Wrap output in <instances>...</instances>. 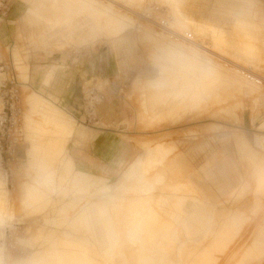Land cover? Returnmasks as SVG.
Masks as SVG:
<instances>
[{
	"label": "rangeland",
	"instance_id": "1",
	"mask_svg": "<svg viewBox=\"0 0 264 264\" xmlns=\"http://www.w3.org/2000/svg\"><path fill=\"white\" fill-rule=\"evenodd\" d=\"M24 15L47 45L30 44ZM46 49L75 66L98 50L117 63L124 130L141 153L115 177L76 170L74 150L98 133L33 87L31 57ZM126 59L138 65L122 71ZM2 64L22 84L23 114L15 161L0 159V264H264V0H8ZM91 87L105 96L108 81L84 82L82 95ZM214 154L240 185L209 164ZM202 175L233 191L215 201Z\"/></svg>",
	"mask_w": 264,
	"mask_h": 264
},
{
	"label": "crops",
	"instance_id": "2",
	"mask_svg": "<svg viewBox=\"0 0 264 264\" xmlns=\"http://www.w3.org/2000/svg\"><path fill=\"white\" fill-rule=\"evenodd\" d=\"M24 17L25 15L22 19L24 35L29 39L30 44L39 45L42 43L47 45L45 42L37 41L33 34L25 29L27 21ZM46 50L47 52H38L31 57L33 87L38 90L43 89L47 94L58 99L64 110L77 121L84 119L86 124L83 111L84 95H82L84 82L94 78L108 81L105 100L96 107L97 122L88 125L91 127L89 130L98 133V136L92 144H87L88 146L85 144L83 147L76 148L73 157L75 158L76 170L81 173L101 178L115 177L141 153L139 145L128 140L131 136L124 130L125 122L130 120V112L125 107L120 95L121 84L118 80L120 72L117 63L109 52H99L98 50L93 57H82L75 66L72 56ZM19 53L21 54L20 51L16 53L17 58H19ZM136 62L137 60L133 62H129L128 59L123 60L121 63L122 71L133 69L138 65ZM21 70L24 78L29 79V66L25 65L21 67ZM27 84V82L24 83V85ZM134 137L136 136L134 135ZM217 154H214L209 164L213 162L214 168L220 169V162H224L227 171L225 180L240 185L243 182L241 180L243 177L239 169L225 159L218 161L216 159ZM197 182L203 189L205 188L206 194L217 193L215 201L233 191L228 190L223 194H218L217 189L212 187L206 175H202Z\"/></svg>",
	"mask_w": 264,
	"mask_h": 264
},
{
	"label": "built area",
	"instance_id": "3",
	"mask_svg": "<svg viewBox=\"0 0 264 264\" xmlns=\"http://www.w3.org/2000/svg\"><path fill=\"white\" fill-rule=\"evenodd\" d=\"M8 0H0V7L5 6ZM9 9L5 11L8 13ZM163 29H168L167 23L161 24ZM187 40L192 37L186 36ZM10 65H0V75H5L0 81V159L14 162L17 146L22 138L23 98L22 84L17 77L11 76ZM9 75V76H8ZM105 96L96 88H89L84 95V115L86 124L97 122L96 107L103 103Z\"/></svg>",
	"mask_w": 264,
	"mask_h": 264
},
{
	"label": "bare ground",
	"instance_id": "4",
	"mask_svg": "<svg viewBox=\"0 0 264 264\" xmlns=\"http://www.w3.org/2000/svg\"><path fill=\"white\" fill-rule=\"evenodd\" d=\"M76 1H78V0H76ZM180 10H181V9H180ZM186 12H187V11H186ZM177 13H178V12H177ZM179 13H180V11H179ZM193 13H194V12H193ZM28 14H29V15H30V14L32 15L33 12L30 10ZM191 14H192V13H191ZM209 16H210V15H209ZM208 18H209V17H208ZM210 20H211V19H209V21H210ZM190 21H191V20H190ZM190 21H189V22H190ZM219 21H220V20H219ZM222 22H223V21H222ZM163 23H165V22H163ZM257 27H258V25H257ZM255 30H256V29H255ZM200 31H201V27H200ZM204 31H205V29H204ZM204 31H203V32H204ZM245 32H247V31H245ZM251 34H252V33H251ZM189 35L192 37V40H187L186 36H189ZM249 36H250V35H249ZM251 37H252V36H251ZM254 37H255V36H254ZM258 37H259V36H258ZM182 39H183V41L187 42L188 44H194V40H195L192 34L184 35V36L182 37ZM252 39H253V38H252ZM250 40H251V38H250ZM257 40H258V39L255 40V41H256V44H259V43H257ZM245 41H246V40H245ZM253 42H254V41H253ZM259 42H260V41H259ZM254 45H255V44L252 45L251 43H250V44H247L246 54H248V55H250V56H252V57L256 56V55L259 53V52H258V51H259V48H258L259 45H258V47H257V46H254ZM226 46H227V45H226ZM129 47H130V46H129ZM240 48H242V46H241ZM260 49H261V48H260ZM257 52H258V53H257ZM230 53H231V52H230ZM243 53H244V52H243ZM249 69L251 70L252 68H251V67H248V68H247V70L250 72ZM247 75H248V74H247ZM196 104L198 105V103H196ZM197 105H196V106H197ZM193 107H195V106H193ZM193 109H194V108H193ZM213 117H214V116H213ZM203 144H204V143H203ZM184 145H185V144H184ZM206 145H207V144H206ZM185 146H186V145H185ZM180 147H181V146H180ZM186 147H187V146H186ZM186 147H185V148H186ZM190 147H191V146H190ZM194 147H195V145H194ZM206 147H207V146H206ZM146 148H147V147H146ZM208 149H209V148H208ZM188 150H191V149L188 148ZM192 150H193V149H192ZM198 151H199V149H198ZM202 152H203V151H202ZM210 155H211V154H210ZM176 158H177V157H176ZM178 159H179V158H178ZM192 159H193V158H192ZM259 160H260V159H259ZM263 160H264V159H263ZM169 162H170V161H169ZM192 162H193V161H192ZM192 162H191V163H192ZM176 163H177V162H176ZM176 163H175V164H176ZM263 163H264V161L262 162V164H263ZM168 164H169V166H168ZM168 164H167V166H165V167H171V168H173V167L170 165V163H168ZM171 164H172V163H171ZM256 164H257V163H256ZM190 165H191V164H190ZM260 166H261V165H260ZM260 166H259V167H260ZM262 166H263V165H262ZM262 166H261V167H262ZM263 167H264V166H263ZM263 167H262V168H263ZM178 168H179V167H178ZM262 168H261V169H262ZM161 169H162V170H161ZM161 169H159V170H161V172L163 171L162 173H164V170H165L166 168L164 169V168L162 167ZM173 169H174V168H173ZM179 169H181V168H179ZM193 169H194V168H193ZM250 169H251V168H250ZM159 170H158V171H159ZM168 170H170V169H168ZM168 170H167V172H168ZM254 170H255V169H254ZM263 170H264V168H263ZM263 170H262V174H260V179L264 182V171H263ZM183 171H184V170H183ZM183 171H180V172H182V174H183ZM165 172H166V170H165ZM169 172H173V171H169ZM177 172H179V171H177ZM177 172H175V173L177 174ZM252 172H253V170H252ZM155 173H156V172H155ZM159 173H160V172H159ZM159 173H158V175H159ZM175 173H174V175H175ZM246 173H247V172H246ZM156 174H157V173H156ZM165 174H166V173H165ZM165 174H163V175H165ZM182 174H181V175H182ZM244 174H245V172H244ZM256 174H257V173H256ZM258 174H259V172H258ZM166 175H168V177L170 176L169 173H167ZM166 175H165V176H166ZM250 175H251V174H250ZM160 176H161V175H160ZM257 176H258V175H257ZM176 177H177V176H175V178H176ZM255 177H256V176H255ZM256 178H257V177H256ZM176 179H177V178H176ZM178 179H180V177H179ZM181 179H182V178H181ZM152 180H153V179H152ZM168 180H169V179H168ZM174 180H175V179H174ZM249 182H250V181H249ZM132 186H133V184H132ZM130 187H131V186H130ZM172 187H173V186H172ZM235 187H236V186H235ZM107 195H108V194H107ZM136 196H137V195H136ZM138 196H139V195H138ZM141 197H142V196H141ZM143 197H144V196H143ZM148 197H149V196H148ZM158 197H159V196H158ZM108 198H109V197H108ZM139 198H140V196H139ZM139 198H138V199H139ZM144 198H145V197H144ZM144 198H143V199H144ZM155 198H156V197H155ZM133 199H134V198H133ZM136 199H137V198L135 197L134 201H135ZM143 199H142V200H143ZM139 200H141V198H140ZM145 200H147V199H144L142 202H141V201H140V202L137 201V202H139L140 204L143 203L142 205H140V207H143V206L147 205V204H146L147 201H145ZM44 201H45V200H44ZM47 201H48V200H47ZM132 202H133V201H132ZM135 202H136V201H135ZM148 202H150V201H148ZM148 202H147V203H148ZM154 202H156V201H154ZM70 203H71V202H70ZM144 203H145V204H144ZM150 203H151V202H150ZM72 204H73V203H72ZM152 206H155V205H152ZM225 207H226V206H225ZM150 208H151V207L146 206V207H145L146 211H144L143 213H147V212L150 210ZM141 209H142V208H141ZM145 209H144V210H145ZM155 209H156V208H155ZM226 209H227V208H226ZM222 210H223V209H222ZM156 211H157V210H156ZM224 211H225V210H224ZM231 211H232V209H231ZM220 212H221V211H220ZM225 213H226V212H225ZM225 213H224V215H226ZM228 214H229V208H228ZM217 215H218V214H217ZM224 215H223V216H224ZM230 215H231V214H230ZM230 215H229V216H230ZM232 215H233V213H232ZM140 216H141V215H140ZM148 217H149V216H148ZM148 217H147V218H148ZM226 217H227V215H226ZM218 219H219V218H218ZM221 219H222V217H221ZM221 219H220V220H221ZM223 219H224V218H223ZM139 221H140V220H139ZM137 222H138V221H137ZM223 222H224V221H223ZM142 223H143V222H142ZM129 225H130V224H129ZM213 226H214V225H213ZM140 227H141V226H140ZM217 227H218V225H217ZM131 228H132V227H131ZM224 230H225V229H224ZM68 242H69V241H68ZM66 245H67V244H66ZM64 246H65V245H64ZM68 246H69V245H68ZM69 247H70V246H69ZM72 248H73V246H72ZM66 249H67V248H66ZM191 249L193 250V248H191ZM194 250H195V249H194ZM42 252H43V251H42ZM40 253H41V252H40ZM44 253H45V252H44ZM44 253H43V254H44ZM64 253H65V251H64ZM68 253H69V252H68ZM72 253H73V252H72ZM47 254H48V253H47ZM79 254H80V253H79ZM65 255H66V254H65ZM71 255H72V254H71ZM66 256H67V255H66ZM69 256H70V255H69ZM74 256H76L75 253H74L73 257H74ZM77 256H78V255H77ZM80 256H81V255H80ZM71 257H72V256H71ZM73 257H72V258H73ZM81 257H83V256H81ZM47 258H49V257H47ZM62 258L64 259L65 257H61V259H62ZM77 258H78V257H77ZM63 259H62V262L64 261ZM66 259H67V257H66ZM66 259H65V260H66ZM75 259H76V258H75ZM70 260H71V259H70ZM79 260H80V258H79ZM36 261H37V260H36ZM67 261H69V259H68ZM67 261H66V262H67ZM77 261H78V260H77ZM77 261H76L75 263H77ZM55 262H56V261H55ZM55 262L53 261V263H55ZM66 262H64V263H66ZM70 262H71V261H70ZM79 262H80V263H81V262H84V258L82 259V261H79ZM86 262H87V261H85V263H86ZM64 263H63V264H64ZM73 263H74V262H72V264H73ZM75 263H74V264H75ZM80 263H79V264H80ZM66 264H69V263L67 262ZM82 264H84V263H82ZM86 264H88V263H86ZM89 264H90V262H89ZM92 264H93V263H92ZM94 264H95V263H94Z\"/></svg>",
	"mask_w": 264,
	"mask_h": 264
}]
</instances>
